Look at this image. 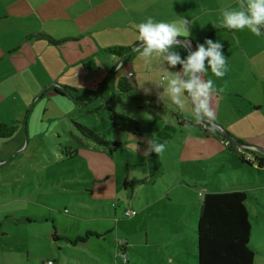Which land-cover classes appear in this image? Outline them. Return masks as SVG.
<instances>
[{
  "label": "rangeland",
  "instance_id": "obj_1",
  "mask_svg": "<svg viewBox=\"0 0 264 264\" xmlns=\"http://www.w3.org/2000/svg\"><path fill=\"white\" fill-rule=\"evenodd\" d=\"M112 31L97 35V39L38 42L41 46L35 49L41 52L31 69L34 76L0 77V100H4L0 122L14 120L24 127L22 145V128L14 137L0 138V264L40 262L51 252L49 243L54 242L52 235L56 233L72 236L74 249L75 245H67L65 240L58 242L89 264H199L201 190L248 192L253 226L250 244L256 252L255 264H264V169L243 161L224 143L210 145L207 140H196L198 126L186 127L179 122L176 108L180 104L173 103L170 93V82L182 81L180 74L145 72V66L154 68V64L144 61L143 54H134L132 65L127 62L121 66L116 56L101 53V48L131 47L140 40L139 33L125 24L124 33L116 28ZM52 62H65L61 66L66 67L55 79L43 75L44 69L40 71L44 65L51 68ZM133 66L138 70L139 91L135 79H130L135 90L131 95L121 93L119 80L130 78ZM211 81L215 105L221 92L226 93L222 94V106L227 100L231 108L239 110L242 120L238 125H256L249 132L241 130L248 135L262 130L257 127L262 119L256 122L250 116L240 95L228 93L242 83L243 91L249 92L245 98L264 100L252 77L238 83L223 81L222 85L221 78ZM179 100L183 103L181 94ZM189 101L192 112L188 114L195 122L200 118L190 96ZM112 110L141 121V135L115 128ZM77 123L121 146L111 155L85 137ZM160 144H165L162 153L150 151ZM133 180L140 181L134 187L125 185ZM176 182L181 186L171 189ZM181 199L193 205L184 227L172 219ZM155 201L141 221L140 206ZM158 206L168 210L167 220L157 218ZM125 209L139 211L140 222L137 217H125ZM111 223L116 229L107 232ZM157 228L167 230L164 235L171 246L166 252L174 253L172 263L163 260V253L158 255L162 235L156 233ZM58 250L55 245V253ZM51 260L57 264L58 254Z\"/></svg>",
  "mask_w": 264,
  "mask_h": 264
},
{
  "label": "crops",
  "instance_id": "obj_2",
  "mask_svg": "<svg viewBox=\"0 0 264 264\" xmlns=\"http://www.w3.org/2000/svg\"><path fill=\"white\" fill-rule=\"evenodd\" d=\"M233 10H246V0H244L243 6L241 0H0V77H3L2 79L4 80H9L23 77L25 74L34 76L31 69L37 63L41 52L40 50L36 51L37 47L41 46L38 42H46L47 40L37 37L36 35L38 34L49 35L57 40H77L81 37L89 36L97 39V35L102 36L112 33V29L114 28L124 33V24L127 27L132 26L139 33L136 25L147 22L148 18H152L153 23H176L178 25L176 26L177 28H180L182 31L186 30V34H182L183 37L195 43L203 42L202 46L206 50L209 48V45L206 43L207 40L221 44L220 51L226 59L221 71L225 72V74L223 77H216L211 71L210 58H206L204 61L205 71L196 73L197 77L203 82L221 78L222 85L223 81L238 83V81L247 80L252 77L256 86L261 91V96L264 98V36L262 34L256 36L248 28L236 30L225 27L223 12ZM185 20L187 21L186 24L183 23ZM118 26L120 27L117 28ZM144 47L139 52H136L135 55L143 54L145 49H147V45ZM183 47L187 50L189 49L186 45ZM140 48L142 47L140 46ZM172 55H176V53L170 49L162 52L152 50L147 55H143L144 61H152L154 64V68H146L145 66V72L156 74L160 72L162 75L172 72L180 74L182 81H185V77L189 78V76H186L187 72L184 67L181 68L179 62L175 66L170 65L168 57ZM117 61L120 64H124L123 60L118 57ZM133 61L134 59L132 58L130 61L131 65ZM63 63L65 62L59 65H54L53 63L51 68L44 65V67L40 68V71L44 69L43 75L55 79L66 72V67L61 66ZM132 70H134V76L130 79H135V86L139 91L138 70L134 66ZM1 84L0 80V86ZM243 89L244 86L240 83L238 86H234L228 90V93L240 95L244 106H248L247 110L250 116L256 122L262 119L261 123L257 125V127H262V130L255 135H248L247 133L256 125L239 126L242 120L241 113L240 115L238 113L239 110L235 107L231 108L227 100V104L222 106L224 98L222 94L226 95V93L221 92V99L215 105V90H211L210 105L214 110L216 125L225 129L237 140L243 141L253 147L259 146L264 148V100L245 98L249 92H245ZM181 98H183V103L180 104V107L176 108L179 113L177 115L179 122L184 126L186 124L192 126L193 123L196 125V121L203 123L200 119H196L194 122V118H191L188 114L192 112V109L189 107V94L182 91ZM3 102L4 100H0V107ZM159 106L160 108L164 107L161 104ZM3 122L10 124L17 121ZM216 125L215 128H217ZM21 128L23 131L20 134ZM241 128L248 129V132L245 133ZM23 132L24 127L19 122V129L12 137L19 133L21 145L24 137ZM194 135L200 138H196V140H200L203 143L207 140L210 145L213 143H224L222 137L216 133L210 136L205 135L199 126L198 130H195ZM179 186H181L179 182H176L172 185L171 189L173 187L178 188ZM156 202L158 201L143 203L140 206V213L139 211L138 213L141 214V221L147 217L146 212ZM178 203V211L172 216V219L180 221L184 227L185 219H187L193 205H190L186 199H181ZM139 214L134 217L139 219ZM157 218L167 220L169 218L168 210L162 206H158ZM138 221L140 222V219ZM116 222L118 223L120 220ZM112 223L107 232H112L113 229H116ZM156 233L160 234V236L162 235V244L158 248V255L161 256L163 253V260L172 263L174 253L166 252V248L171 246V241H168L169 239H166L164 235L167 233V230L165 228L158 230L157 228ZM52 237L54 242L50 241L49 243L51 252L44 255L40 262L36 261L34 264H38V262L39 264H44L47 260L53 259L56 254H58L57 264H80V262L89 264V260H81L64 247L63 244L65 243L58 242V240H65L67 245H75L72 241V236L61 233L57 235L56 233ZM45 238L49 241L48 236H45ZM55 242L56 244H54ZM55 245L59 249L58 253H55ZM74 248H76V245ZM112 254L113 251L111 252ZM118 256L116 254L117 258ZM53 261L56 264L55 260ZM99 264L104 263L100 261Z\"/></svg>",
  "mask_w": 264,
  "mask_h": 264
},
{
  "label": "trees",
  "instance_id": "obj_3",
  "mask_svg": "<svg viewBox=\"0 0 264 264\" xmlns=\"http://www.w3.org/2000/svg\"><path fill=\"white\" fill-rule=\"evenodd\" d=\"M259 27L261 34L264 36V26ZM36 36L57 42L49 35L38 34ZM175 39H181L183 41L190 40L180 35H177ZM202 43L203 42H194L196 52ZM144 44L147 45L140 39L131 47L111 46L101 49V53H110L123 60L122 62L125 64L131 61L132 56L136 52L145 48H140L141 45L145 46ZM183 46L185 45L182 43H173L167 48L179 56V66L181 68L184 67L190 55L189 49L187 50ZM124 64L121 63V66ZM191 74V72H187L186 76H189V78L185 77V81L192 77ZM133 76L134 74H132L130 78H133ZM130 78L122 77L119 80L118 88L121 93L131 95L135 90L134 83L130 81ZM66 89L70 92L68 87H66ZM56 92L61 94V90L58 88H56ZM111 121L112 125L118 130L133 133L138 136L142 133V122L131 116L112 110ZM202 124L203 125H196L199 126L205 135L210 136L216 133L218 136L222 137L225 146L229 148V150H235L240 154L243 161L257 163L259 168L264 169V153L253 148L237 145L233 141L227 139L217 128H215L214 131H209L208 129L211 125H208L207 121H203ZM77 125L85 137L103 146L111 155L121 146L120 142L109 141L103 138L99 132L88 126L79 123H77ZM18 129L19 122L10 124L2 122L0 123V138H11ZM245 151L250 153L253 158H246ZM70 153L73 155V152ZM139 181H126L125 185L127 187H134ZM198 194L201 197L197 225L199 264H255L256 252L250 244L253 226L250 221V212L247 206L249 197L248 192L245 190L225 192H206V190H201Z\"/></svg>",
  "mask_w": 264,
  "mask_h": 264
},
{
  "label": "clouds",
  "instance_id": "obj_4",
  "mask_svg": "<svg viewBox=\"0 0 264 264\" xmlns=\"http://www.w3.org/2000/svg\"><path fill=\"white\" fill-rule=\"evenodd\" d=\"M242 6L244 0H241ZM183 23H187L185 20ZM224 26L229 29L241 30L248 28L254 35L260 36V27L264 26V0H246V10H233L223 12ZM139 29V39L147 44V49L143 55H147L152 50L165 51L170 47L177 35L186 34V30L182 31L173 24L165 22L153 23L152 18H148L147 22H142L136 25ZM209 48L206 50L200 45L195 54L189 55L184 69L186 72H191L192 77L187 81L172 80L170 82V93L172 94L173 103L181 104L179 96L182 91H186L191 97L193 107L200 121H207L209 131L215 130V114L210 105L212 81L203 82L199 77L195 76L197 72H204V61L209 59L211 71L216 77H223L225 72L221 71L225 65V56L222 55L219 42L213 43L212 40H207ZM171 66H175L179 61V56L172 55L168 57ZM179 85V86H177ZM223 91V89H221ZM197 124L203 125L199 121ZM190 126L186 124V127ZM165 144L154 145L150 151L154 150L157 154L163 152ZM148 155V154H146ZM51 264V261H49Z\"/></svg>",
  "mask_w": 264,
  "mask_h": 264
},
{
  "label": "water",
  "instance_id": "obj_5",
  "mask_svg": "<svg viewBox=\"0 0 264 264\" xmlns=\"http://www.w3.org/2000/svg\"><path fill=\"white\" fill-rule=\"evenodd\" d=\"M173 43H182L184 45H186L188 48H189V51H190V55L192 54H195L196 53V50H195V45H194V42L193 41H183V40H179V39H174V42ZM195 76H196V73H195ZM214 124L216 125V123L214 122ZM217 126V125H216ZM217 129L219 132H221L227 139L233 141L234 143H236L237 145H240V146H243V147H247V148H254L256 149L257 151L259 152H262L264 153V148L262 147H258V146H251L249 144H246V143H243L239 140H237L236 138H234L229 132H227L225 129L223 128H220L217 126Z\"/></svg>",
  "mask_w": 264,
  "mask_h": 264
},
{
  "label": "built area",
  "instance_id": "obj_6",
  "mask_svg": "<svg viewBox=\"0 0 264 264\" xmlns=\"http://www.w3.org/2000/svg\"><path fill=\"white\" fill-rule=\"evenodd\" d=\"M244 153H245L246 158H248V159H252L253 158L250 153H248L246 151ZM136 215H137V211L134 210V209L126 210L125 213H124V216L127 217V218H131V217H134ZM49 261H51V264H54V262L52 260H49ZM49 261H46L44 264H49Z\"/></svg>",
  "mask_w": 264,
  "mask_h": 264
}]
</instances>
